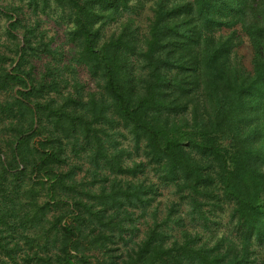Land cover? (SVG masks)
Here are the masks:
<instances>
[{
    "label": "trees",
    "instance_id": "trees-1",
    "mask_svg": "<svg viewBox=\"0 0 264 264\" xmlns=\"http://www.w3.org/2000/svg\"><path fill=\"white\" fill-rule=\"evenodd\" d=\"M1 17L0 264H264V0Z\"/></svg>",
    "mask_w": 264,
    "mask_h": 264
},
{
    "label": "rangeland",
    "instance_id": "rangeland-1",
    "mask_svg": "<svg viewBox=\"0 0 264 264\" xmlns=\"http://www.w3.org/2000/svg\"><path fill=\"white\" fill-rule=\"evenodd\" d=\"M5 19L3 17H1V23L0 25L3 26L5 25ZM43 28H45L46 30L50 29V34L54 33V30L56 29V27L54 26V24L51 21H46L43 25ZM82 73L79 74V76H81Z\"/></svg>",
    "mask_w": 264,
    "mask_h": 264
}]
</instances>
